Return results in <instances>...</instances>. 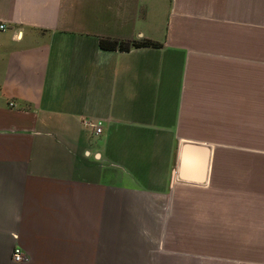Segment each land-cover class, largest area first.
Listing matches in <instances>:
<instances>
[{"label":"crops","instance_id":"obj_1","mask_svg":"<svg viewBox=\"0 0 264 264\" xmlns=\"http://www.w3.org/2000/svg\"><path fill=\"white\" fill-rule=\"evenodd\" d=\"M0 24V264H264V0H0Z\"/></svg>","mask_w":264,"mask_h":264},{"label":"trees","instance_id":"obj_2","mask_svg":"<svg viewBox=\"0 0 264 264\" xmlns=\"http://www.w3.org/2000/svg\"><path fill=\"white\" fill-rule=\"evenodd\" d=\"M100 45L103 49H114L118 48L119 50H127L129 47H147V46H156L157 43L152 42L147 39L134 40L132 42H123L117 40H107L102 39Z\"/></svg>","mask_w":264,"mask_h":264},{"label":"built area","instance_id":"obj_3","mask_svg":"<svg viewBox=\"0 0 264 264\" xmlns=\"http://www.w3.org/2000/svg\"><path fill=\"white\" fill-rule=\"evenodd\" d=\"M0 29L1 30H5L6 29V26L4 24H0ZM10 104H13V102H10ZM93 130H94V132L96 134L100 133L101 126H100V123L99 122H97L96 124H93ZM11 257H12V260L14 262H21L23 260V253H22V251L18 247H15L12 250Z\"/></svg>","mask_w":264,"mask_h":264},{"label":"water","instance_id":"obj_4","mask_svg":"<svg viewBox=\"0 0 264 264\" xmlns=\"http://www.w3.org/2000/svg\"><path fill=\"white\" fill-rule=\"evenodd\" d=\"M195 150H196V146L193 145L192 143H189V142L184 143L182 145L180 164L184 165V163L187 161V159L191 157L190 153L193 151L195 152ZM204 160H205V157L202 156L200 158V161L202 163H204ZM200 178H201V176L198 177V179H200Z\"/></svg>","mask_w":264,"mask_h":264}]
</instances>
